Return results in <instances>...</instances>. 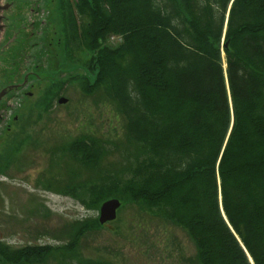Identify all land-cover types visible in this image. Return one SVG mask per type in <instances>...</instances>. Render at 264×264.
<instances>
[{
    "label": "trees",
    "instance_id": "trees-1",
    "mask_svg": "<svg viewBox=\"0 0 264 264\" xmlns=\"http://www.w3.org/2000/svg\"><path fill=\"white\" fill-rule=\"evenodd\" d=\"M65 11L59 41L85 56L81 91L116 106L127 150L109 169L108 141L80 136L62 151L97 179L62 193L87 210L118 199L164 216L198 264H264V0H74ZM102 227L79 221L60 246L0 242V264H68Z\"/></svg>",
    "mask_w": 264,
    "mask_h": 264
},
{
    "label": "rangeland",
    "instance_id": "rangeland-1",
    "mask_svg": "<svg viewBox=\"0 0 264 264\" xmlns=\"http://www.w3.org/2000/svg\"><path fill=\"white\" fill-rule=\"evenodd\" d=\"M69 3L74 0H53L50 7L42 8L36 17L44 22L39 31L18 35L25 47L10 45L16 32H0V92L16 87L0 101V241L13 250L66 245L79 221L99 219L100 210H87L62 193L66 186L81 187L97 179L95 173L70 160L62 148L91 135L110 144L106 168L116 169L126 157L124 119L112 103L96 105L83 94L80 81L86 71L79 62L85 56H71L59 41L67 32L64 20ZM119 43V38L109 42ZM60 97L68 103L58 104ZM195 255V244L186 230L130 204L118 211L114 222L85 233L68 264L84 260L198 264ZM44 264L60 263L54 258Z\"/></svg>",
    "mask_w": 264,
    "mask_h": 264
},
{
    "label": "flooded vegetation",
    "instance_id": "flooded-vegetation-1",
    "mask_svg": "<svg viewBox=\"0 0 264 264\" xmlns=\"http://www.w3.org/2000/svg\"><path fill=\"white\" fill-rule=\"evenodd\" d=\"M52 3L53 0H0V32L4 35L16 32L10 41V45L14 46L18 43L25 47L27 44L22 43L24 41L21 40V37L19 39L18 35L25 33L34 35L38 32L44 22L41 24L36 17L42 8H48ZM28 79L29 76H26L22 83L26 85ZM14 89H16L14 85L3 89L0 92L3 94L0 101L10 95Z\"/></svg>",
    "mask_w": 264,
    "mask_h": 264
},
{
    "label": "water",
    "instance_id": "water-1",
    "mask_svg": "<svg viewBox=\"0 0 264 264\" xmlns=\"http://www.w3.org/2000/svg\"><path fill=\"white\" fill-rule=\"evenodd\" d=\"M3 94L0 95V99ZM60 105H65L68 103V99L60 98ZM121 207V201L118 199H111L102 204L99 213V222L101 225H105L110 222H114L117 219V212Z\"/></svg>",
    "mask_w": 264,
    "mask_h": 264
}]
</instances>
